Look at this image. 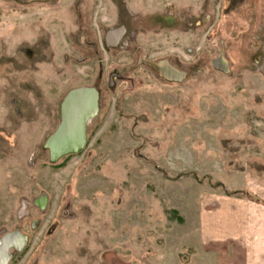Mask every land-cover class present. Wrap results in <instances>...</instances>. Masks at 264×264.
Instances as JSON below:
<instances>
[{
    "label": "rangeland",
    "instance_id": "rangeland-1",
    "mask_svg": "<svg viewBox=\"0 0 264 264\" xmlns=\"http://www.w3.org/2000/svg\"><path fill=\"white\" fill-rule=\"evenodd\" d=\"M78 87L97 94L85 144L51 162ZM14 230L7 264H234L231 233L264 231V0H0V237Z\"/></svg>",
    "mask_w": 264,
    "mask_h": 264
},
{
    "label": "water",
    "instance_id": "water-1",
    "mask_svg": "<svg viewBox=\"0 0 264 264\" xmlns=\"http://www.w3.org/2000/svg\"><path fill=\"white\" fill-rule=\"evenodd\" d=\"M141 64L149 66L152 68L161 78L169 81L177 80L180 81L184 78L185 72L176 69L175 72L163 73L158 65L162 61L154 62L149 60H140ZM212 65L218 70L225 71V63L221 56H217L213 61ZM90 89L94 92V98H90V105L92 109H95L97 94L92 88L88 87H78L76 89H71L64 99L69 95L70 101L68 102V111L66 116H61L60 111V121L55 129V131L50 135V137L45 142V148L49 152V158L51 162L58 160L60 157L77 153L82 150L85 144V124L82 119V108L83 100L82 94ZM71 91H74L72 93ZM63 99V100H64ZM94 101V103H93ZM78 107V110L76 109ZM91 109V111H92ZM50 139V140H49ZM50 141V145L48 143ZM39 198H44L40 196ZM36 198L35 202L40 204ZM41 206L43 203L40 204ZM1 241L3 245L0 247V264H7L11 254L9 252L10 248H15L20 250L24 245L25 239L21 236L18 230L7 232L1 236Z\"/></svg>",
    "mask_w": 264,
    "mask_h": 264
},
{
    "label": "crops",
    "instance_id": "crops-1",
    "mask_svg": "<svg viewBox=\"0 0 264 264\" xmlns=\"http://www.w3.org/2000/svg\"><path fill=\"white\" fill-rule=\"evenodd\" d=\"M232 246H238L242 252H234L232 260L241 264H264V231L251 232L242 230L232 232L228 238ZM244 248L247 249V253ZM219 264V263H218Z\"/></svg>",
    "mask_w": 264,
    "mask_h": 264
},
{
    "label": "bare ground",
    "instance_id": "bare-ground-1",
    "mask_svg": "<svg viewBox=\"0 0 264 264\" xmlns=\"http://www.w3.org/2000/svg\"><path fill=\"white\" fill-rule=\"evenodd\" d=\"M114 32V31H113ZM117 37V36H116ZM158 68L163 72V73H170V72H175L176 68L170 66L167 62L162 61V63H160L158 65ZM76 89V88H74ZM72 93H74V91H71ZM70 95V94H69ZM69 95L62 101L61 106H60V111H61V116H66V112L68 111V102L70 101ZM90 98H94V92L91 91L90 89H88L87 91H85L82 94V100H83V108L81 111L82 114V119L83 122L86 126L87 124V119L91 116V113L94 111V109H92L91 105H90ZM94 103V101H93ZM78 110V107L76 108ZM92 109V111H91ZM51 138V137H50ZM50 140V139H49ZM50 145V141L48 143V146ZM40 204L44 203V198H39L37 200ZM3 245L2 241H1V237H0V247Z\"/></svg>",
    "mask_w": 264,
    "mask_h": 264
},
{
    "label": "flooded vegetation",
    "instance_id": "flooded-vegetation-1",
    "mask_svg": "<svg viewBox=\"0 0 264 264\" xmlns=\"http://www.w3.org/2000/svg\"><path fill=\"white\" fill-rule=\"evenodd\" d=\"M119 35H120V32H119V30H117V31H110L109 33L107 32V34H106V36H105V40L106 41H108L109 42V44H113V42H115L116 40H117V38H119ZM117 36V37H116ZM160 61H165V62H167L168 64H169V62L168 61H166V60H160ZM158 62V61H157ZM170 66H172L171 64H169ZM172 67H174V66H172ZM175 68V67H174ZM177 69V68H176ZM94 112V111H93ZM93 112L91 113V116L90 117H92V114H93ZM89 117V118H90ZM88 118V119H89ZM88 119H87V121H88ZM87 125V124H86Z\"/></svg>",
    "mask_w": 264,
    "mask_h": 264
}]
</instances>
